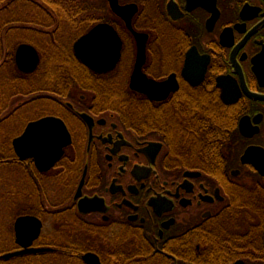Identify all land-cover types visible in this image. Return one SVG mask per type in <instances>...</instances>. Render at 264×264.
I'll return each mask as SVG.
<instances>
[{
    "label": "flooded vegetation",
    "instance_id": "obj_1",
    "mask_svg": "<svg viewBox=\"0 0 264 264\" xmlns=\"http://www.w3.org/2000/svg\"><path fill=\"white\" fill-rule=\"evenodd\" d=\"M43 1L0 33V264L264 263V0H107L108 19ZM100 22L122 40L104 71L74 47ZM24 42L40 54L31 72L16 62ZM49 42L71 49L74 82L55 57L51 74ZM48 115L71 141L41 170L14 140Z\"/></svg>",
    "mask_w": 264,
    "mask_h": 264
},
{
    "label": "water",
    "instance_id": "obj_2",
    "mask_svg": "<svg viewBox=\"0 0 264 264\" xmlns=\"http://www.w3.org/2000/svg\"><path fill=\"white\" fill-rule=\"evenodd\" d=\"M109 1V0H108ZM112 5L113 10L125 17L126 5ZM138 35V33H136ZM122 40L117 30L109 22H100L90 31L82 35L74 44L76 54L87 65L95 70L104 71L116 65L121 53ZM16 62L19 68L25 72H31L37 68L40 62L38 49L31 43H21L16 52ZM140 71L137 70L132 77V88L140 90L138 85ZM71 135L62 118L54 115L44 116L31 121L24 132L14 140L16 151L21 158L32 156L37 166L42 169L50 168L63 154L64 147L70 143ZM36 219L34 216H21L17 226L22 231V226L29 220ZM20 236V232H19ZM5 254L11 257L19 252ZM91 264H101L100 260H89ZM233 264H246L239 260ZM264 264V263H249Z\"/></svg>",
    "mask_w": 264,
    "mask_h": 264
},
{
    "label": "trees",
    "instance_id": "obj_3",
    "mask_svg": "<svg viewBox=\"0 0 264 264\" xmlns=\"http://www.w3.org/2000/svg\"><path fill=\"white\" fill-rule=\"evenodd\" d=\"M63 4H68V5H90L89 0H61ZM43 0H0V33H5L6 27L11 24H18L19 28H24L26 23H29L31 15L29 16H23L22 13H33L30 12V6L31 5H41L43 3ZM82 7V6H81ZM28 9V10H27ZM28 11V12H27ZM34 12H41V10H35ZM103 18V17H102ZM99 19V18H98ZM103 19H108V17L103 18ZM6 33H10L8 30ZM24 33H19V36L17 40L15 41L16 44L22 42V41H31L33 43L35 42V39L33 37L26 38L23 36ZM34 39V40H32ZM50 43V42H49ZM65 43V42H64ZM68 44V43H65ZM51 47L46 48L45 51L43 50V54L48 52H52L54 55H56L55 60L57 58V64L58 66L61 67V72L65 73V76L67 77L68 80L74 82V77L72 76L70 70L67 69L66 65L63 63V60L66 56H73L71 49L66 48V49H61L59 46H61V43L59 42H51ZM40 50L42 52L41 46ZM63 52L64 54L60 55V52ZM46 57V55H45ZM73 59V58H72ZM54 60V61H55ZM46 62H51L47 60ZM74 63L78 64L77 61L74 59ZM44 65V64H43ZM53 65V66H52ZM45 66V65H44ZM57 65L55 66V63L52 62L51 64V69L53 70L51 74H55L56 72L60 71L57 69ZM50 69V70H51ZM123 97H136L133 94H128L127 91H123ZM130 110L133 109L134 114H138L137 112V107L131 105L129 107ZM212 122V121H211ZM210 122V125L213 123ZM217 125V122H214ZM212 137V135H210ZM209 157L212 156V153L208 154Z\"/></svg>",
    "mask_w": 264,
    "mask_h": 264
},
{
    "label": "rangeland",
    "instance_id": "obj_4",
    "mask_svg": "<svg viewBox=\"0 0 264 264\" xmlns=\"http://www.w3.org/2000/svg\"><path fill=\"white\" fill-rule=\"evenodd\" d=\"M89 2H90V5H94V7H91L88 10H85V12L82 14V16L85 17L87 14H91L93 17L96 16V18H102V17L103 18H106V17H109V10H108L109 8H108V2H107V0H89ZM22 14H23V16H29V15H31L29 13H26V14L25 13H22ZM33 17H34V15H31V18H33ZM81 18L82 17L79 16L78 19H81ZM24 35L26 36V34H24ZM30 36H32V34ZM34 39H32V40H34ZM65 39L67 41H63V42L69 44L70 42L68 41L69 40L68 36L65 37ZM36 41H38L37 38L35 39V42ZM50 44H51V42L48 43V46L49 47H51ZM48 46H45V47L48 48ZM45 47L43 49L41 48L42 49V52L41 53H43V50L45 51ZM46 53L50 54V55H47L46 61L49 59V61H51L50 63L52 64V62H54V57H56V55H54L52 52H48V50L46 51ZM46 53H44V56L46 55ZM29 114H31V113H29ZM2 193L4 195L2 197H0V222H1V227H3L1 230L2 231H7L6 221L7 220L9 221L10 218H8V216H9L8 213L5 212V205H9V203H10V192L7 190V188H5L4 186L1 185V181H0V195Z\"/></svg>",
    "mask_w": 264,
    "mask_h": 264
}]
</instances>
